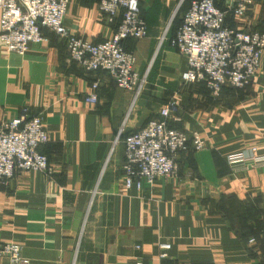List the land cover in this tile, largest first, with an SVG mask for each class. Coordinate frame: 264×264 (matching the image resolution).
<instances>
[{
	"label": "crops",
	"instance_id": "obj_1",
	"mask_svg": "<svg viewBox=\"0 0 264 264\" xmlns=\"http://www.w3.org/2000/svg\"><path fill=\"white\" fill-rule=\"evenodd\" d=\"M139 1L148 34L125 46L149 86L133 107L132 92L105 71H84L50 30L49 41L31 43L24 54L0 40V123L24 107L39 115L49 133L40 149L51 166L0 181V242L21 244L30 264H264V165L233 167L227 160L251 156L253 147L264 155V52L250 85L214 97L201 84L182 83L187 59L168 40L192 0ZM98 3L70 0L67 27L94 42L110 37L116 23L106 21ZM227 23L264 32V0H254L242 17L229 14ZM95 80L99 101L89 103ZM156 85L178 90L181 121L171 125L200 131L206 146L180 156L177 176L127 189L123 136L157 117L167 100L156 107ZM160 243L171 244L166 258ZM0 264L11 263L0 257Z\"/></svg>",
	"mask_w": 264,
	"mask_h": 264
},
{
	"label": "built area",
	"instance_id": "obj_2",
	"mask_svg": "<svg viewBox=\"0 0 264 264\" xmlns=\"http://www.w3.org/2000/svg\"><path fill=\"white\" fill-rule=\"evenodd\" d=\"M192 0L183 15L170 45L183 54L188 68L182 74L184 83H204L214 97L224 86L242 89L257 75L264 52V32L236 29L227 23V16L242 17L254 0ZM70 0H0V40L7 51L26 53L31 43L49 41L45 29L65 39L70 58L86 72L105 71L116 84L133 93V103L141 95L146 75L136 67V55L125 46L127 39H142L148 34V24L141 14L139 0H99L101 14L110 24L116 23L113 34L94 42L74 33L65 24ZM166 31L160 44L167 39ZM99 81L90 84L85 98L89 103L99 101ZM180 101L177 94L167 99L157 117L146 125L123 136L125 159L123 180L125 188L141 190L153 185L158 178L179 174L180 156L206 146L200 131H184L172 122H180ZM49 141L44 120L24 107L20 116L0 123V181L12 178L22 170L50 172L48 156L41 145ZM239 152L227 157L233 167L247 168L264 165V155ZM241 164V165H239ZM245 165V166H243ZM254 242L255 239H250ZM137 248H141L137 245ZM161 258L168 256L170 243H160ZM0 257L11 264H30L22 254V245L0 242ZM136 264H144L142 259Z\"/></svg>",
	"mask_w": 264,
	"mask_h": 264
},
{
	"label": "rangeland",
	"instance_id": "obj_3",
	"mask_svg": "<svg viewBox=\"0 0 264 264\" xmlns=\"http://www.w3.org/2000/svg\"><path fill=\"white\" fill-rule=\"evenodd\" d=\"M148 74V79L150 78V69L149 71L147 72ZM171 76V75H169ZM181 79V77H179V80ZM171 82H172V85L175 84V81H174V78L172 77L171 79ZM182 80V79H181ZM182 83H183V80H182ZM188 85H191L190 83H186ZM146 86H149V81L145 84ZM177 90V89H176ZM173 87V89H169V88H164V87H161L159 85H156L155 88H153V100L155 101L156 103V107L159 109L160 105L167 99H169L170 97L173 96V94L175 93L176 91ZM178 91V90H177ZM181 90H179L180 92ZM169 93V95H168ZM166 94L165 98H163V96ZM151 99V98H150ZM136 103V102H135ZM132 104V107L134 106V104ZM159 114V113H158ZM158 116V115H157Z\"/></svg>",
	"mask_w": 264,
	"mask_h": 264
},
{
	"label": "trees",
	"instance_id": "obj_4",
	"mask_svg": "<svg viewBox=\"0 0 264 264\" xmlns=\"http://www.w3.org/2000/svg\"><path fill=\"white\" fill-rule=\"evenodd\" d=\"M218 1V0H217ZM218 4H219V6L220 7H224V6H222V4H220L219 2H218ZM179 26V25H178ZM198 84H201V85H203L206 89H207V87H206V85L204 84V83H198ZM230 88V89H236V88H232V87H229V86H224V88H223V90L225 89V88ZM208 90V89H207ZM209 91V90H208ZM210 92V91H209ZM223 92V91H222Z\"/></svg>",
	"mask_w": 264,
	"mask_h": 264
}]
</instances>
